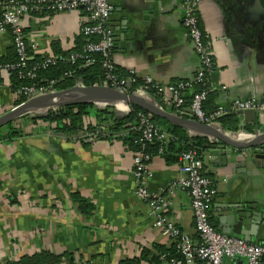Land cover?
<instances>
[{"label": "crops", "instance_id": "0c3cea01", "mask_svg": "<svg viewBox=\"0 0 264 264\" xmlns=\"http://www.w3.org/2000/svg\"><path fill=\"white\" fill-rule=\"evenodd\" d=\"M111 2L115 10L109 25L116 42L111 58L120 76L134 71L138 80L150 76L165 86L192 79L200 63L183 25L180 0ZM247 4L248 0H202L199 7L204 41L214 59L209 87L218 106L252 96L264 100V25L259 28L261 14ZM88 23L82 8L22 20L31 50L42 57L55 54L53 42L63 50L74 48ZM13 47L10 32L0 35V60ZM10 84L9 70L0 66V115L16 106L18 96ZM156 100L174 112L164 96ZM183 109L179 115L191 118L190 105ZM241 116L243 125L258 121L259 133L264 132V117L248 122ZM27 129L19 141L0 144V264L45 250L89 264H119L140 257L145 249L155 252L175 245L171 236L154 226L153 211L138 197L134 152L121 139L80 142L34 125ZM185 129L191 136L205 137ZM255 133L241 129L234 139L247 142ZM259 150L260 157L253 151L247 157L245 151L229 149L219 155L212 147L204 153L202 172L218 190L211 222L221 232L234 226L240 205L253 220L257 210L250 205L258 204L264 220V147ZM150 168L149 189L171 199L166 215L197 240L191 197L172 187L181 175L179 162L158 154ZM75 193L86 203L76 201ZM246 224L247 242L264 244V224ZM228 235L245 239L233 232ZM225 264L239 261L227 258Z\"/></svg>", "mask_w": 264, "mask_h": 264}, {"label": "built area", "instance_id": "2783aa9c", "mask_svg": "<svg viewBox=\"0 0 264 264\" xmlns=\"http://www.w3.org/2000/svg\"><path fill=\"white\" fill-rule=\"evenodd\" d=\"M183 10V25L187 30L190 42L196 52L200 66L196 75L189 81L177 85H162L148 76L143 81L138 80L132 71L128 77L120 76L112 61V53L116 49L114 31L109 25V19L115 10L111 0H0V35L7 32L13 37V46L16 49L18 62L15 65H4L9 71L18 68L22 78L35 79L37 77L36 67H31L29 61L32 56L29 50L32 49L27 41L26 33L22 25L25 16L38 14H55L71 12L77 9H84L89 17V23L82 27L81 33L88 37V43L81 53H71L67 60L78 59L93 60V55L101 54L104 66L107 68L106 78L103 85H108L122 92L138 94L148 98L159 95L164 96L166 102L177 114H184L185 98L183 91L190 90L192 93L190 103V117L202 123L220 126L218 121L221 117L238 113L244 110H254L259 117H264V100L252 96L247 99H235L226 105H219L210 114L205 111L211 88L194 91L195 83H205L207 77L213 73L214 59L210 47L204 41V35L200 27L199 7L202 0H180ZM94 40H91V39ZM65 60L63 55L45 56V64H56ZM90 63V62H89ZM138 84V85H136ZM82 85V84H79ZM48 87L35 84L23 86L19 93L25 95L26 101L33 98L54 92ZM157 101V100H156ZM158 102V101H157ZM159 103V102H158ZM52 107L48 110L50 112ZM128 112L131 108L128 107ZM150 116V115H149ZM141 126L133 127L142 131L139 142L143 147L147 143L159 142L158 154L163 155L171 135L163 130L147 115L140 114ZM224 132L230 136L237 135V132ZM239 133V131H238ZM256 134H252L253 138ZM97 134L87 133L84 141L97 140ZM152 156L145 149L134 154V176L137 185V195L143 199L153 211L154 226L160 228L164 233L171 236L177 246L180 258L168 257L161 254V259L167 264H225L230 258L239 261V264H263L264 244H253L244 238L225 234L217 230L211 222V211L214 199L218 193L214 180L205 176L202 172L203 157L193 150L184 151L180 156V177L172 184L174 188H180L189 193L194 213L195 227L198 239L194 240L188 234L183 233L176 223L166 215L171 199L167 196L156 194L149 189L148 181L152 176ZM173 188V189H174ZM171 195L173 190L170 191ZM62 264H89L81 260L63 262Z\"/></svg>", "mask_w": 264, "mask_h": 264}, {"label": "trees", "instance_id": "16d2710c", "mask_svg": "<svg viewBox=\"0 0 264 264\" xmlns=\"http://www.w3.org/2000/svg\"><path fill=\"white\" fill-rule=\"evenodd\" d=\"M91 40H94L93 38ZM88 43V37L83 33L77 38V43L71 50H63L59 42H53V48L56 55H63L65 60L56 64H45V57L38 56L30 49L29 54L32 59L29 61L31 67H36L37 77L35 79L22 78L19 69L15 68L9 71L11 75V90L18 96L15 105H20L26 101L25 95L19 93V90L26 85L35 84L37 86L48 87L55 91L65 90L74 87L77 84L94 85L102 84L106 78L107 68L104 66L105 58L99 54H94L93 60L78 59L76 61L67 60L71 53L83 52ZM18 62V56L15 47L9 50L8 55L0 60V66L15 65ZM196 75V73H195ZM194 75V76H195ZM193 76V77H194ZM209 77L205 83H195L194 91H202L209 88ZM190 79L184 80V82ZM183 81H180L181 83ZM179 83H175L177 85ZM138 85V84H136ZM185 105H190L192 93L190 90L183 91ZM184 105V106H185ZM218 105L214 104L212 91L209 92L205 102V111L207 114L213 113ZM131 111L120 114L115 107H102L95 103H76L71 105L58 106L52 109L47 115L30 113L24 117L7 124L0 129V144H9L22 139L29 131L27 128L34 125L38 130L46 129L53 134L67 140L84 141L87 133L97 134L100 138L121 139L134 154L142 149L151 154L152 157L158 155L159 142L147 143L145 147L139 142L142 131L132 129L141 126L140 114H145L148 118L159 125L163 130L171 135L168 145L165 147L163 156L168 162H179L180 156L184 151L193 150L204 159V153L209 149L208 140L205 137H195L189 135L184 127L168 123L159 117L149 116L137 106H131ZM223 130L229 132H238L244 129L248 132L259 131V122L253 125H243L242 116L239 113H230L219 120ZM90 142V141H89ZM76 201L82 204L86 200L78 193L73 195ZM15 202V201H14ZM84 209V207H83ZM167 254L168 257L180 258L176 244L171 249H158L153 252L145 249L140 257L126 259L119 264H167L161 259V254ZM73 262L75 258L71 255H57L49 251H41L32 255H25L19 260H11L7 264H62L63 262Z\"/></svg>", "mask_w": 264, "mask_h": 264}, {"label": "water", "instance_id": "95a60500", "mask_svg": "<svg viewBox=\"0 0 264 264\" xmlns=\"http://www.w3.org/2000/svg\"><path fill=\"white\" fill-rule=\"evenodd\" d=\"M248 8L259 10V28L264 25V0H248ZM250 22V21H249ZM258 24V22H257ZM250 43V41H249ZM76 103H95L102 106L106 103H121L128 107L137 106L150 116L159 117L167 122L189 128L198 132L199 134L209 138V146L218 149L219 155L227 153V149L230 151L241 150L245 151V155L249 157L252 154H257L264 147V132L259 133L257 131L255 137L247 142H239L224 132L221 127L202 123L194 118H185L175 112L168 111L160 106V104L153 98H148L138 94L122 92L114 89L108 85L94 84V85H75L72 88L54 91L31 100L25 101L20 105L13 107L7 112L0 115V129L7 124L16 121L25 115L35 113L39 115H47L48 110L52 107H58L62 105H71ZM190 110V109H189ZM119 113V112H118ZM240 115H244L246 121H255L259 119V115L254 110H244L238 112ZM121 114V113H120ZM236 136V135H235ZM240 213H235L233 216L234 226L222 229L225 234L231 232L237 235L245 236V240L249 241L248 232L245 228H248L246 223H263V211L258 204H252L250 207L255 208L257 211L253 213V220L249 219L251 215L243 212L242 205L237 206ZM259 208V209H258Z\"/></svg>", "mask_w": 264, "mask_h": 264}, {"label": "rangeland", "instance_id": "374dc122", "mask_svg": "<svg viewBox=\"0 0 264 264\" xmlns=\"http://www.w3.org/2000/svg\"><path fill=\"white\" fill-rule=\"evenodd\" d=\"M108 106H111V107H115L116 110L121 113V114H125V113H128V106H126L125 104H121V103H106L104 105H102V107H108Z\"/></svg>", "mask_w": 264, "mask_h": 264}, {"label": "bare ground", "instance_id": "6f19581e", "mask_svg": "<svg viewBox=\"0 0 264 264\" xmlns=\"http://www.w3.org/2000/svg\"><path fill=\"white\" fill-rule=\"evenodd\" d=\"M234 137H235V138H237L238 136H237V137H236V136H234Z\"/></svg>", "mask_w": 264, "mask_h": 264}]
</instances>
